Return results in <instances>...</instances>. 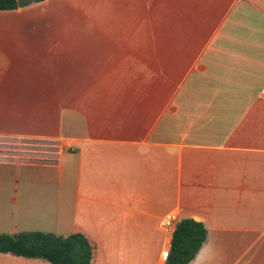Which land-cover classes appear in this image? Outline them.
Wrapping results in <instances>:
<instances>
[{
	"label": "crops",
	"instance_id": "0c3cea01",
	"mask_svg": "<svg viewBox=\"0 0 264 264\" xmlns=\"http://www.w3.org/2000/svg\"><path fill=\"white\" fill-rule=\"evenodd\" d=\"M42 144L55 151L28 155ZM8 165L57 172L52 220L89 241L91 264H164L171 213L206 229L189 264H264V0L0 11Z\"/></svg>",
	"mask_w": 264,
	"mask_h": 264
},
{
	"label": "trees",
	"instance_id": "16d2710c",
	"mask_svg": "<svg viewBox=\"0 0 264 264\" xmlns=\"http://www.w3.org/2000/svg\"><path fill=\"white\" fill-rule=\"evenodd\" d=\"M45 0H36L42 2ZM16 0H0V11L16 10ZM206 239L203 223L180 220L172 232L164 264H189ZM0 253L25 259H39L49 264H91L93 246L81 234L59 236L42 231L0 234Z\"/></svg>",
	"mask_w": 264,
	"mask_h": 264
},
{
	"label": "rangeland",
	"instance_id": "374dc122",
	"mask_svg": "<svg viewBox=\"0 0 264 264\" xmlns=\"http://www.w3.org/2000/svg\"><path fill=\"white\" fill-rule=\"evenodd\" d=\"M35 3L40 2L30 5ZM52 149L51 144H42L39 147L29 145L28 155L33 154L31 151L39 150L36 154L38 157L47 156L45 154L55 151ZM16 178L20 179L19 185L13 181ZM42 178L48 180V183H40ZM65 179L66 175L60 176L63 183ZM58 181L56 171L46 173L44 169L31 167L0 166V234H7L9 231H42L61 236L69 235L73 229L69 221L67 228H62L58 227L60 222L52 220L54 217L51 214V200L54 199ZM11 198L18 201L16 206L9 203ZM36 201L42 204V212L36 211ZM24 202L27 204H22Z\"/></svg>",
	"mask_w": 264,
	"mask_h": 264
},
{
	"label": "built area",
	"instance_id": "2783aa9c",
	"mask_svg": "<svg viewBox=\"0 0 264 264\" xmlns=\"http://www.w3.org/2000/svg\"><path fill=\"white\" fill-rule=\"evenodd\" d=\"M177 223H178V220H177L176 215L171 213L164 217V219L161 222V226L165 229H172L174 231Z\"/></svg>",
	"mask_w": 264,
	"mask_h": 264
},
{
	"label": "water",
	"instance_id": "95a60500",
	"mask_svg": "<svg viewBox=\"0 0 264 264\" xmlns=\"http://www.w3.org/2000/svg\"><path fill=\"white\" fill-rule=\"evenodd\" d=\"M36 0H16V5L18 8H24L31 3L35 2ZM196 221V219H194Z\"/></svg>",
	"mask_w": 264,
	"mask_h": 264
}]
</instances>
